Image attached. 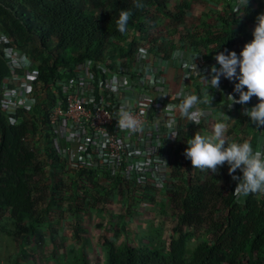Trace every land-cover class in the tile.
<instances>
[{
    "label": "trees",
    "instance_id": "trees-1",
    "mask_svg": "<svg viewBox=\"0 0 264 264\" xmlns=\"http://www.w3.org/2000/svg\"><path fill=\"white\" fill-rule=\"evenodd\" d=\"M135 2L0 0V99L4 87H11L6 79L13 72L23 74V69L12 65L10 52L28 45L39 48L35 55L46 52L32 88L39 84L49 94L48 99L42 100L39 123L23 108L12 112L0 108V232L16 240L33 236L41 239L36 228L48 221L55 199L59 203L67 199L71 210L82 212L87 204L85 196L92 194L100 203L99 210L104 211L109 191L157 190L161 187V163L165 165V161L172 177L167 196L176 223L175 234L165 250L148 245L116 247L103 235L100 242L105 247L104 264H262L255 260L264 247V193L250 194L239 202L234 193L236 181L227 183L217 175L185 166L186 162L191 163L184 156L191 135L181 139L179 124L172 133L154 141L146 168L128 178L103 175L104 179L83 164L72 166L46 126L56 80L70 76L80 62L92 63L96 82L103 79L106 70H111L130 75L131 81L160 83V63L170 60L180 49L198 54L202 62L212 61L219 51L225 54L242 49L253 38L256 17L264 12V0H251L239 16L237 0H230L226 4L229 14L216 12L211 24L203 21L202 27L191 30H161L155 14L182 21L187 5H179L180 11L171 15L169 0L140 1L144 5L140 9L134 6ZM149 5L154 6L155 12ZM123 10L132 12L125 33L118 31L116 24ZM108 58L113 62L108 63ZM233 88L234 83L228 80L219 90L210 89L211 103L201 105L207 109L221 107L224 111L230 103L226 97L235 93ZM34 91L33 88V94ZM193 93L204 98L200 91ZM34 98L33 108L37 109ZM152 111L153 107L150 114ZM173 133L175 139L170 136ZM234 175L239 176V171ZM74 189L83 193V199L73 201ZM72 226L77 235L80 223ZM194 240L199 241L187 256V245Z\"/></svg>",
    "mask_w": 264,
    "mask_h": 264
},
{
    "label": "rangeland",
    "instance_id": "rangeland-1",
    "mask_svg": "<svg viewBox=\"0 0 264 264\" xmlns=\"http://www.w3.org/2000/svg\"><path fill=\"white\" fill-rule=\"evenodd\" d=\"M140 1L145 3V0ZM229 1L230 0H169L167 6L171 11V15H176L178 11H180L179 5H187L184 12V19L182 21H177L174 17H164L160 14H155L154 19L157 21L161 30L174 28L191 30L197 26L202 27L203 21L207 24L213 23L215 19L214 14L216 12L226 15L229 14V11H226V4ZM148 8L154 11V6L149 5ZM129 32L127 34V39H129V35H131ZM17 49L16 53L19 57L25 56L32 59L37 68L40 65L41 57L46 55V52H43V54L38 52L35 55L34 51L39 48H33L29 45L22 49ZM241 50L242 49L230 51H235L239 56ZM227 53H225V55H227ZM175 56L181 57L178 59L179 65H176L177 62L174 64L173 59H171L168 63H163V68L161 70L167 83H170L172 78L175 79V82L173 81L170 83L167 89V105H178L180 102V99L177 98L178 94L181 93L179 89L180 83L178 84L177 81L185 80L186 82L191 80L193 85L197 86L201 85L200 79H202L194 75L189 67L185 65H189V57L196 59L195 61L192 60L191 64H198L200 62V56H196V54L189 53L183 49L176 51L174 53V57ZM106 61L108 63L113 62L112 58H108ZM210 65L211 67L215 66L219 68L215 58ZM172 71L178 74H172ZM204 76V78L208 79L210 70L206 75L204 74ZM224 81L228 80L221 77L220 85L225 83ZM232 83H235V81H232ZM33 88L35 90L34 96L37 98L38 105L36 107L37 109L32 108L31 110H27V115L38 120L37 122L39 123L43 112L42 100L45 98L48 99L49 94L47 91H44L39 84H33ZM232 96L238 99L237 93H233ZM257 103L258 99L253 97L246 105L238 107L232 105L235 117L231 118L233 120L226 121L229 125L226 135L230 142H243L244 140H248L252 144L254 150L264 148V127L256 129L255 126L250 123L248 117L243 115L245 108H251ZM200 107L205 110L207 115L202 118L199 125L191 124L189 121L182 119L178 125L179 128H177V130L181 132V139L189 138V135L192 137L196 132H199L203 136H210L212 125L226 119L223 115L225 112L222 111L221 107L218 109H207L202 105H200ZM174 114L180 118L178 112H174ZM165 123H167L166 128H168V120H165ZM229 131L231 133H229ZM166 132L168 134L171 133L169 130H166ZM172 161H174V158ZM186 165L191 167V163L189 162H186L185 166ZM217 176L221 177V179L226 182L232 183L234 181L232 178H230V180L228 179V166L226 164L219 168ZM104 178V176H101V179ZM171 181L170 165L168 164L165 166L161 163V187L159 189L148 192L136 191L135 193L129 191H109L106 194L108 206L104 211L99 210L100 203L99 201L96 202L92 194L91 196L89 194L85 196L87 197V204H85V210L82 212L71 210V208H69L70 206L66 203L67 199L60 201L61 203H59V200L55 199L56 203L49 214L48 221L36 228V232L40 233L42 236L41 239L33 236L29 239L19 238L16 240L11 235L0 232V264H75L76 261H79L81 264H104L105 247L100 242L103 235L110 239L116 247H121L124 244L130 247L148 245L165 250L169 238L175 234L174 227L176 224L174 216L171 213V205L167 196ZM72 186H74V182ZM76 191L77 190L74 189L73 201L81 198L83 199V193L80 190L78 192ZM147 193L149 196H147ZM244 198L245 196L242 195L239 197L236 196L239 202H242ZM76 222L80 223L81 228L77 230V235H75L72 226ZM198 241L199 240L191 241L187 245V256ZM255 261L257 263L261 261L263 262L262 264H264V247L258 251V256Z\"/></svg>",
    "mask_w": 264,
    "mask_h": 264
},
{
    "label": "built area",
    "instance_id": "built-area-1",
    "mask_svg": "<svg viewBox=\"0 0 264 264\" xmlns=\"http://www.w3.org/2000/svg\"><path fill=\"white\" fill-rule=\"evenodd\" d=\"M10 57L12 65L23 69V74L13 72L6 79L11 87H4L0 108L7 112L17 108L31 110L35 104L32 82L37 67L32 59L19 57L16 50L10 52ZM129 79L128 74L106 70L103 79L96 82L92 63L85 60L73 67L70 76L56 80L46 126L72 166L79 163L98 176L128 178L148 166L146 159L154 150V141L165 137L166 130L174 131L165 123L179 119L167 109V92L154 91L155 83ZM192 86L186 81L181 92L187 94ZM152 94V98H146L147 104L138 102V95ZM121 107L142 121L140 131L130 132L118 126ZM136 180L140 182V178Z\"/></svg>",
    "mask_w": 264,
    "mask_h": 264
},
{
    "label": "clouds",
    "instance_id": "clouds-1",
    "mask_svg": "<svg viewBox=\"0 0 264 264\" xmlns=\"http://www.w3.org/2000/svg\"><path fill=\"white\" fill-rule=\"evenodd\" d=\"M247 2L248 0H237L236 11L240 13ZM134 6L137 9L144 7L140 0H136ZM131 15L130 10L120 12L116 21L118 31L121 33L127 31ZM252 37V40L243 46L239 56L235 51H229L227 55L224 52L218 53L215 60L219 68L212 66L208 79H204L195 63L186 67L201 77L206 87L214 90H219L221 77L235 81L233 91L238 94V99L232 95L226 97L230 101L227 104L229 109L233 104L246 105L256 97L258 103L251 108H245L243 115L248 117L256 129H260L264 127V12L256 17ZM177 98L180 99L179 104H168V111L178 112L180 118L199 125L202 118L207 115L200 105L211 103L209 93L206 92L202 99L195 93L181 92ZM223 115L226 119L212 125L210 136H203L199 132L193 134L186 142L184 156L191 161L192 168L211 172L213 175H217L219 168L226 164L228 174L236 181L234 193L237 197L264 193V148L254 150L248 140L230 142L226 135L229 128L226 121L233 119L225 113ZM175 124V119L168 121L169 128H173ZM118 126L130 132H137L142 128V121L131 111L121 107ZM170 136L175 139V133ZM163 162L166 165V162ZM237 171L240 173L239 176L234 175Z\"/></svg>",
    "mask_w": 264,
    "mask_h": 264
},
{
    "label": "crops",
    "instance_id": "crops-1",
    "mask_svg": "<svg viewBox=\"0 0 264 264\" xmlns=\"http://www.w3.org/2000/svg\"><path fill=\"white\" fill-rule=\"evenodd\" d=\"M251 2V0H248V2H247V5L249 4ZM239 14V16H241L242 15V11L240 12V13H238ZM187 51V50H186ZM187 52H189V53H192V52H190V51H187ZM194 54V53H193ZM174 54H172V57H171V59H173V63L174 64H176V62H177V66L179 65V58H181V57H174ZM170 59V60H171ZM188 59V58H187ZM170 60H168V61H163V62H161L160 63V67H161V69L163 68V63H168ZM192 60H196V59H192L191 57H189V59H188V63H189V65L191 64V61ZM214 61V59L212 60V61H210V62H202L201 61V59H200V62L198 63V64H196V66H197V69L201 72V74H202V76H204V74L206 75L207 74V72L210 70V68H211V65H210V63H212ZM185 65H188V64H185ZM190 69V68H189ZM191 70V69H190ZM192 71V70H191ZM173 72V71H172ZM174 73H176V72H173L172 74H174ZM192 73L194 74V75H196L193 71H192ZM176 74H178V73H176ZM174 76V75H173ZM199 77V76H198ZM205 77V76H204ZM199 78H201V77H199ZM204 79H206V78H204ZM160 80H161V82L159 83V82H156L155 83V85H154V91H162V90H164V91H166L167 93H168V91H167V89H168V87L170 86V83H172L173 81L175 82V79L174 78H172L171 80H170V83H167V81H166V79H165V76H164V74H163V72L160 74ZM188 82H191V80H188ZM200 84L202 85V87H201V85H193L190 89H189V91H188V93H193V92H195V91H200L201 92V94L203 95V97H204V95H205V93L207 92V91H211L208 87H206V85H205V83H204V81H203V79H200ZM224 82H226V81H224ZM177 83L179 84V86H180V91H181V88L186 84V82H185V80H180V81H177ZM120 91H122V89H120ZM204 91H206V92H204ZM187 93V94H188ZM208 93V92H207ZM120 96H122V94H120ZM152 96H153V94L152 95H138V97H137V99H138V102L140 103V104H144V103H146L147 104V100H146V98H152ZM224 112H225V115H227L229 118H234L235 117V115H234V111H233V108L231 107L230 109L228 108V107H226L225 109H224ZM182 120V118H179V119H177L176 120V124H175V126L173 127L174 128V130H175V128H176V126L180 123V121ZM184 120V119H183ZM172 128V129H173ZM171 130V129H170ZM172 131V130H171ZM173 132V131H172ZM171 132V133H172Z\"/></svg>",
    "mask_w": 264,
    "mask_h": 264
}]
</instances>
